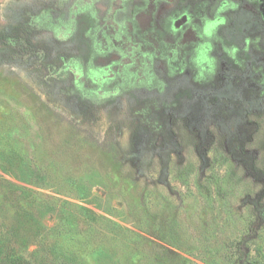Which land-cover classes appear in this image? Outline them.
Masks as SVG:
<instances>
[{
    "label": "rangeland",
    "instance_id": "rangeland-1",
    "mask_svg": "<svg viewBox=\"0 0 264 264\" xmlns=\"http://www.w3.org/2000/svg\"><path fill=\"white\" fill-rule=\"evenodd\" d=\"M263 203L264 0H0L3 241L264 264Z\"/></svg>",
    "mask_w": 264,
    "mask_h": 264
},
{
    "label": "trees",
    "instance_id": "trees-1",
    "mask_svg": "<svg viewBox=\"0 0 264 264\" xmlns=\"http://www.w3.org/2000/svg\"><path fill=\"white\" fill-rule=\"evenodd\" d=\"M254 225L256 227H262L264 226V203L260 208L257 210L256 215L253 219ZM253 229V226L251 227ZM255 232H247L240 243L236 246V255L239 253V256L242 257L248 253L246 251L243 252V248H246L247 245L245 243L251 242L255 236ZM246 245V247H245ZM245 257V256H244ZM242 257V259L244 258ZM37 258V259H35ZM39 257H33V256H27L23 255L22 253H19L17 251L16 246L8 241H3L0 237V264H49L50 262L46 257H42L41 259H38Z\"/></svg>",
    "mask_w": 264,
    "mask_h": 264
},
{
    "label": "flooded vegetation",
    "instance_id": "flooded-vegetation-1",
    "mask_svg": "<svg viewBox=\"0 0 264 264\" xmlns=\"http://www.w3.org/2000/svg\"><path fill=\"white\" fill-rule=\"evenodd\" d=\"M186 20H187L188 24H191V23H190V18H188V19L186 18V19L183 20L182 22H179L178 25H176V27L181 26ZM172 24L175 25V22L173 21ZM185 33H186V32L184 31L183 34H185ZM181 40H182V42H183V38H181ZM192 44L194 45V41H187V43H184V45H186V46H191ZM186 46H185V47H186Z\"/></svg>",
    "mask_w": 264,
    "mask_h": 264
}]
</instances>
